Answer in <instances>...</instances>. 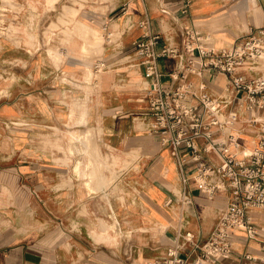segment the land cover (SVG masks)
<instances>
[{
	"label": "crops",
	"instance_id": "1",
	"mask_svg": "<svg viewBox=\"0 0 264 264\" xmlns=\"http://www.w3.org/2000/svg\"><path fill=\"white\" fill-rule=\"evenodd\" d=\"M9 2L21 11L7 14V33H17L18 18L22 35L19 43L0 35V264H159L177 244L186 264H195L230 192L210 197L192 184L194 203L176 201L183 188L176 159L140 121L149 102L144 69L131 67L133 45L146 33L161 36L159 48L178 45L189 28L215 47L230 46L264 26V0H192L187 12L184 0H0V9ZM58 13L61 22L72 17L93 26L79 20L89 28H51L52 57L39 22ZM101 27L110 31L105 58H97L101 43L92 31ZM176 65L161 60L165 71ZM190 79L214 94L227 83L217 73ZM249 116L242 110L233 129L244 150L257 147L261 133ZM210 158L222 162L217 153ZM251 216L256 236L237 231L231 256L205 264H264V209ZM187 231L192 241L180 237Z\"/></svg>",
	"mask_w": 264,
	"mask_h": 264
},
{
	"label": "built area",
	"instance_id": "2",
	"mask_svg": "<svg viewBox=\"0 0 264 264\" xmlns=\"http://www.w3.org/2000/svg\"><path fill=\"white\" fill-rule=\"evenodd\" d=\"M11 2L0 9L3 33L11 27L5 16L16 12V3L13 6ZM191 3L184 0L182 11L187 12ZM181 34L180 44L159 48L161 36L146 33L133 45L136 62L131 67H142L147 83L144 90L149 108L139 116L140 121L176 159L183 183V188L174 192L176 201L181 206L194 203L192 184L210 197L225 189L230 192V202L220 210L201 246V257L195 260V264L216 263L231 256L237 231L244 230L248 238L256 236L251 213L264 209V116L256 114L264 110V73L247 75L264 69V26L222 48L211 45L210 37L196 29L184 28ZM162 59H175L176 68L163 70ZM203 73L223 75L227 81L224 91L214 94L205 84L196 86L190 76ZM242 110L250 113L248 120L259 124L261 130L259 145L251 150L242 149L233 132ZM182 148L188 149V154H183ZM211 153L219 154L222 162H213ZM173 201L171 198L168 203ZM180 237L192 241L194 235L187 231ZM181 247H169L157 263L186 264Z\"/></svg>",
	"mask_w": 264,
	"mask_h": 264
},
{
	"label": "rangeland",
	"instance_id": "3",
	"mask_svg": "<svg viewBox=\"0 0 264 264\" xmlns=\"http://www.w3.org/2000/svg\"><path fill=\"white\" fill-rule=\"evenodd\" d=\"M83 4V3H82ZM67 4H65V6H64V12H65V10H66V8H67V6H66ZM16 11H17V13L19 12V11H21V5L17 2L16 3ZM23 9V8H22ZM66 13H67V15H70L71 13H72V11H71V8H67V11H66ZM18 15V14H17ZM61 16H63V14H61V13H58V15L57 16H55V17H44V18H42L41 20H40V22H39V25H40V27L42 26V33L40 34V40L42 41V43L43 44H45L46 46V48L49 50V55H51L52 57H57L56 56V50L54 49V47L53 46H51L49 43L50 42H54V40L56 39V33H53V28L57 25V24H59L60 22H61ZM5 17H7V16H5ZM4 17V18H5ZM73 18L71 17L68 21V23H66V22H61L62 24H64V25H67L68 26V24L70 25H76V24H81V27L82 28H85V29H87V28H89V25L88 24H90V25H92L93 26V23H91V22H87V21H85V20H83V19H80V18H74L73 20H72ZM6 20V19H5ZM19 20L20 19H16V21H14L13 23H12V28H14L16 31H17V33L15 34H11V33H4L5 35H13V36H18V37H16L15 38V40H18V43H19V39H21V36L20 35H22L21 34V31H22V25H21V23H18L19 22ZM79 20H81V21H85V22H87V23H81V22H79ZM50 26V29L47 27V26ZM95 26V25H94ZM52 28V29H51ZM103 27H101L99 30L98 29H96V28H93V32H94V34H95V39H94V41H95V43H101V44H99V50L97 49V53H96V55H97V58H105L104 57V55H103V51H104V48H103V45H102V43L104 42H106L107 41V39H106V35L108 34V33H110V31H107V33H106V31H104L103 29H102ZM108 30H109V28H108ZM0 32H2L3 33V31H1V29H0ZM64 41H67V42H70L71 40H72V34H70V33H65L64 34ZM94 41H93V43H94ZM98 47V46H97ZM99 51V52H98ZM59 57V56H58ZM99 75H100V73H98V72H96V77H98V79H99ZM98 82H99V80H98ZM99 84V83H98ZM120 163L118 162V161H114L113 162V166L115 165H119ZM113 168V167H112Z\"/></svg>",
	"mask_w": 264,
	"mask_h": 264
},
{
	"label": "bare ground",
	"instance_id": "4",
	"mask_svg": "<svg viewBox=\"0 0 264 264\" xmlns=\"http://www.w3.org/2000/svg\"><path fill=\"white\" fill-rule=\"evenodd\" d=\"M30 5H31V4H30ZM30 5H29V6H30ZM33 7H34V6H33ZM34 9H35V8H34ZM215 17H216V16H215ZM227 17H229V16H227ZM218 19H219V18H218ZM123 20H124V19H123ZM123 20H122V21H123ZM53 33H54V32H53ZM90 51H91V49H90ZM108 128H109V127H108ZM68 133H69V132H68ZM71 136H72V135H71ZM69 138H70V137H69ZM71 138H72V137H71ZM75 138H76V137H75ZM75 138H74V140H75ZM78 139H79V138H78ZM74 140H73V141H74ZM76 140H77V139H76ZM79 141H80V140H79ZM70 146H71V144H70ZM77 148H78V147H77ZM70 150H71V149H70ZM77 150H78V149H77ZM77 152H79V151H77ZM72 153H73V152H72ZM173 205H174V204H173ZM173 212H174V211H173ZM151 216H152V215H151ZM169 223H170V222H169ZM165 234H167V233H165ZM167 235H168V234H167ZM167 235H166V236H167ZM159 237H161V236H159ZM161 239H162V238H161ZM167 240H168V238H167ZM172 240H173V239H172Z\"/></svg>",
	"mask_w": 264,
	"mask_h": 264
}]
</instances>
